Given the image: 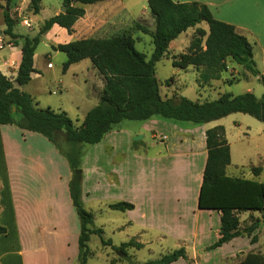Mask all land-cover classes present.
Masks as SVG:
<instances>
[{
    "label": "trees",
    "instance_id": "16d2710c",
    "mask_svg": "<svg viewBox=\"0 0 264 264\" xmlns=\"http://www.w3.org/2000/svg\"><path fill=\"white\" fill-rule=\"evenodd\" d=\"M2 17L3 34L14 45H20L21 59L13 79L0 71V125L14 124L20 129L36 132L59 149V138L69 144L65 155L70 167L68 181L72 206L79 221L77 264H86L89 255L87 242L92 233L99 235L103 246H110L119 260L135 264L128 254L129 248L140 249L143 244L130 238L114 245L104 239L102 228H95L92 211L84 208L82 201L81 145L100 143L104 136L116 129L122 120L145 122L151 119L187 121L202 125L231 113H244L264 122V94L256 97L247 91L237 95L223 92L213 100H190L186 97H162L155 76V63L168 51L169 43L188 28L195 27L187 52L172 61L174 67L184 69L194 66L202 83L216 80L227 69V61L242 66L252 75H258L253 49L248 39L238 33L235 26L215 18L209 7L198 1L176 2L173 0H147V8L154 20L149 30L139 26L140 31L151 37L153 51L147 59L137 50L130 35L116 34L107 37H87L64 44L51 45L55 51L65 54L62 70L83 59H89L103 76L104 85L98 103L87 111L81 124L76 126L65 111L50 107L41 108L22 87L31 80L33 55L41 36L57 24L72 33L75 21L84 15L82 5L105 0H61L65 11L44 19L34 36L15 31L16 19L9 12L16 0H4ZM74 1V3H72ZM33 14L40 11V0H30ZM206 23V32L197 25ZM197 26V27H196ZM228 84L232 81L228 80ZM206 160L199 186L197 207L220 213L219 236L205 248L213 250L241 234H250L259 224H264V181L226 173L230 164V149L224 127L217 125L205 131ZM252 175L258 176L261 167H250ZM112 210L128 211L134 208L129 201H117L108 205ZM257 213L251 226L241 230L238 213ZM6 228L0 225V235ZM184 247H178L159 258L137 264H169L180 258L186 259ZM232 264H264V254L247 252Z\"/></svg>",
    "mask_w": 264,
    "mask_h": 264
},
{
    "label": "rangeland",
    "instance_id": "374dc122",
    "mask_svg": "<svg viewBox=\"0 0 264 264\" xmlns=\"http://www.w3.org/2000/svg\"><path fill=\"white\" fill-rule=\"evenodd\" d=\"M16 1L14 6L9 7L11 16L16 19V24L21 23L27 29V32L32 35L37 34L38 31L32 30L33 25L30 20L32 11L29 8V3L25 5L22 0ZM146 1L114 0L111 5L113 9L127 8L126 21L128 23L119 29L111 28L107 31V28H104L106 30H103L101 35L102 37L116 34L130 35L135 40L136 49L143 52L148 59L153 51V44L151 38L139 29V26L154 28V20L147 9ZM5 3L4 0H0V28L5 26L2 17ZM63 7L61 0H40V12L32 17L37 20L49 18L53 13H59ZM212 10L214 14L236 23L238 25L237 32L244 35L251 43L258 75L254 76L242 66L235 65L234 62L228 60L227 69L222 73V78L225 79L226 83L220 82L214 88H211L208 85L211 80L208 83L200 82V69H196L194 66H188L184 69L174 67L172 61L177 59L180 54L187 52L190 47L195 37L194 29L180 37L182 46L179 43L176 45L177 50L171 48L155 65V76L162 97L183 96L190 100L205 101L216 99L219 93L222 92L237 95L249 91L256 97L264 94V0H225L219 7H213ZM25 20L29 21L28 24L24 23ZM18 25L17 30L20 27ZM34 25L36 28V22H34ZM201 25L207 26L204 22ZM138 37H144L147 41H141ZM47 42L41 36L35 49L37 54L36 66L38 69L40 66L44 68V70H39L43 73L42 78L32 86L36 89L33 93L36 105L41 108L50 107L56 111L65 109L73 123L79 126L82 118L77 113L79 110H84L87 105L85 102L87 100L84 98L87 90L84 80L90 79V73L86 70L89 59H84L73 65L72 70L63 76L65 71L62 70V64L66 60V56L60 51L53 50L51 44ZM47 55L50 56L48 59ZM48 60L53 65L51 69L46 67ZM74 79L76 81H73ZM77 79L79 80L77 81ZM228 80L232 83L227 84ZM59 81H63L64 86L73 84L77 92L73 93L72 90H69L68 94L61 95L58 91ZM77 86L81 88L80 91H78ZM71 96L78 107H75L69 101ZM154 120L160 121L158 124L164 125L166 128L171 127L169 124H175L176 136L164 131L143 129L140 127L142 124L140 121L122 120L114 130L127 132L129 134L128 145L132 151L134 153H144L146 160L133 162L131 154L129 155L131 158L126 153L122 155V158L121 155H118L117 158L123 161V166L118 167V180L113 181L112 184L101 181L95 183L94 186H91V196L84 199L83 202L84 208L92 211L95 228H102L104 239H109L112 244L119 245L133 237L135 241L143 244L140 249L134 247L128 249L130 259L135 264L159 258L161 255L178 248L181 239L191 238L194 227L200 233L203 230L205 231L203 242H208L212 236L206 232L216 222L213 214L208 215L207 212L196 210L197 194L194 189L199 163L195 162L189 172L187 165L179 163L178 158H175L173 161L178 160L179 162L172 161L173 163L165 172V170H162L163 165L158 160L159 155L168 154V146L182 151L188 148L189 139L194 138V134L197 132L195 130L209 126V124H202V126L187 121ZM220 120L228 127L233 120L242 123V127L235 128L240 131L239 136L236 138L229 136L232 163L227 167V174L248 176L249 171L245 167L242 168L240 164L249 157L251 162L262 167L263 170L257 179L264 181V132L257 131L256 127L258 125L264 126V123L240 112L231 113ZM245 126L247 127L245 128ZM140 130L142 132L138 133ZM121 136L125 140L127 134L122 132ZM134 136L139 138L133 140ZM104 145V143L101 145H81V169L82 173L84 171L87 181L92 176L90 174L92 168L90 169L88 164L91 149L93 150L95 146L100 149ZM94 157L99 158L100 155ZM36 159L38 161L39 158L36 157ZM82 160L85 161L83 166ZM120 160L118 161L120 162ZM114 176L116 177V175H113L112 178ZM35 191L26 188L29 195ZM117 201H129L136 206L133 210L124 212L112 210L108 207L110 203ZM238 217L240 229L245 230L252 225L258 214L245 211L238 213ZM128 221H131V223ZM73 225L70 226V231L66 232L64 236L49 237L50 257L59 260L54 264H77L74 254L77 252L78 238L77 234L72 233V228L75 227ZM142 229L146 232L139 234ZM6 233L0 239V253L11 249L10 246L16 239L14 232ZM201 238L199 236L198 244ZM144 240L151 242L147 244ZM57 243H60V248L56 247ZM181 246L185 245L181 244ZM87 247L89 255L86 264H128L125 260H119L110 246H103L99 235L96 233L90 234ZM187 251V254L191 256L190 259L186 258L188 264H194L195 261L197 264H205V258H207L204 252L205 249L194 250L189 247ZM217 252L216 254L213 253L215 255L209 256V258H212L211 264L236 263L247 252L264 254V224H259L250 234H241L230 245ZM174 264H183V262L178 261Z\"/></svg>",
    "mask_w": 264,
    "mask_h": 264
},
{
    "label": "crops",
    "instance_id": "0c3cea01",
    "mask_svg": "<svg viewBox=\"0 0 264 264\" xmlns=\"http://www.w3.org/2000/svg\"><path fill=\"white\" fill-rule=\"evenodd\" d=\"M113 1L114 0H105L88 5L76 4L83 7L84 15L82 17H79L75 21L74 25L72 26V33H68L65 28L57 24H53L50 29L42 35V37L48 41L47 43L51 45L52 43L53 45H57L64 44L80 38L102 37V31L106 30L104 28H107L108 31L111 28L119 29L121 28V26H125L128 23V21H126L128 16L127 8H120L119 10L113 9L111 6ZM173 1H198L204 3L209 7L210 11L212 12L215 18L234 25L237 31L238 25L236 23H234L230 19H224L218 14H214L212 10L213 7H219L225 0ZM22 3L27 5L29 3V0H22ZM37 14H30V20L32 21L33 25L32 30L35 32L38 31V27L41 25L43 20L47 19L42 18L41 20H37L32 17ZM53 15L56 14L53 13ZM34 22H36V28ZM17 25L15 27V31L17 33L29 34L30 36H34L27 32V29L21 23H19L18 26L20 27L19 30H17ZM197 26L201 27L206 32L208 31V26H203L201 25V23ZM147 28L149 30H152L149 27ZM4 29L5 26H2L0 28V71L7 77L13 79L16 75V71L21 59V50L19 44L14 45L12 42H10L9 38L5 34H3ZM194 29L195 27L188 28L186 31L182 32L176 39L172 40L168 45V51L171 48H175L177 50L176 45H178L179 43L182 46L180 42V37L188 33L190 30L192 31ZM138 39H140L141 41H147L144 37H138ZM184 45L186 44L184 43ZM36 57L37 54L35 51L33 55L34 72L31 73V80L29 81V83L22 87L24 91H26L33 97L34 102L35 97L33 93L36 89L32 88V86L36 83V81L42 78L43 73H41V71L39 70H44L42 66H40L39 69L36 66ZM49 57L50 56L47 55V59ZM79 62L69 65V67L64 72L63 76L66 75L68 71L72 70L73 65ZM48 63L51 64L49 67ZM46 67L50 69L53 67L52 63L49 60L46 62ZM86 70L90 73V79L84 80L87 89L84 98L87 100L85 101L87 105L84 110H79L77 113V115L80 116L82 120L87 111L98 103L100 93L104 85L103 76L99 74L98 71L93 67L90 60L89 64L86 65ZM78 80L79 79H77V81ZM73 81L76 80L74 79ZM220 82L224 84L226 83L225 79L222 78V74L219 79L211 80L210 84L208 85L211 86V88H214ZM59 86L60 87L58 88V91L59 93H61V95L63 94V96L65 93L68 94L69 90H72L73 93H75V91L77 92L73 84H68L64 86L63 81H59ZM47 88L49 89V86ZM80 90L81 88L78 87V91ZM69 101L73 103L75 107H78V104L74 102V98L72 96L70 97ZM62 111L68 113L65 109H62ZM220 119L205 123L209 124V126L195 130L197 132L194 134V138L192 137L189 139V146L185 150L182 151L180 149V151L168 146V154L164 156H158V160L163 165L162 170H165V172L169 169L171 163L173 162L180 161L179 163L187 165L189 172L192 170V166L195 162L199 163L197 168V181L195 180L196 186L194 189V192L197 194L196 210L200 212H207L208 215L213 214L216 219L214 226L209 228V230H207L206 232L210 233L212 236L208 242H203V235L205 234V231L203 230L200 233L197 231L196 227H194L190 239L184 238L179 241V247H181V244L185 245L182 247L185 248L186 256L188 257V259H190L189 257H191L187 254V250L189 249V247H192L194 250H203L211 243H213L219 236L218 232L220 213L212 209H199L197 207V198L199 186L202 179V171L207 155V150L205 147V131L208 128L217 125H222L224 127L225 137L227 139L230 149V164L232 163V149L229 136L235 138L238 137L240 131L235 128L242 127V123L238 120H233L232 124L228 127L225 124L221 123ZM159 122L160 121L151 119L143 122L140 127L148 131L154 129L164 131L176 136V128H174L176 127L175 124H169L171 127L166 128V126L164 125H159ZM246 127L247 126H245V128ZM256 127L257 131L264 132V126L258 125ZM122 132L127 134L125 140L121 136ZM141 132V130L138 131V133ZM128 135L129 134L124 130H112L104 136L100 143L95 144L101 145L104 143L105 145L103 148L98 149L95 146L93 150L91 149V156L88 155L90 156L88 164L90 169L92 168V170H90V174H92V176H90L87 181L86 175L83 171V179L81 185V198L83 202L84 199H87L91 196V186H94L95 183H99L101 181L112 184L113 181L118 180V167L123 166L122 159L120 160L117 158L118 155H121L122 158V155L125 153L128 157L131 154L132 158H129H131L133 162H136V160H146V156L143 155L144 153H134L132 151V149L128 145ZM58 141L60 146L59 149L56 148L54 144L49 142L45 137H43L39 133L20 129L14 124L0 125V224L7 229V233L14 232L16 235V239L10 246L11 249L2 251L0 253V264H54L57 263L59 260L58 258L53 259L50 257L49 237H57L60 235L64 236L66 232L70 231V226L74 223L73 226L75 227L72 228V233L74 232L75 234H77L76 236L78 238L79 221L76 212L72 206L68 189V181L70 179L71 172L65 155L68 153L67 148H69V144H67L62 137H60ZM98 154L100 155L99 158L94 157ZM35 156L39 158L38 161ZM175 158H178L179 161H173ZM118 160H120V162ZM84 163L85 161L82 160V166L84 165ZM240 166L242 168L245 167L249 171L248 176H243L245 178L257 179V177L263 170L260 165L251 162L249 157L244 159ZM258 166L261 167L259 175H252L250 167ZM113 175H116V177H113L115 179L112 178ZM26 188H29L32 191H36L33 194L29 195V193L26 192ZM135 206L136 205H134V208ZM128 222L131 223V221ZM144 232L146 231L142 229L140 230L139 234ZM2 235H0V239L2 238ZM199 236H201L202 238L200 243L198 244ZM235 238L213 250L204 251L207 255V258H205V264H211L212 258H209V256L215 255L216 253H218L217 251L221 249L223 250L224 247L230 245V243ZM144 241L147 244L151 242H148L147 240ZM60 243H57V248H60ZM77 252L74 254L75 258L77 256ZM178 261H182L183 264H188L187 259L182 258L169 264H174ZM194 264H197V262L195 261Z\"/></svg>",
    "mask_w": 264,
    "mask_h": 264
},
{
    "label": "water",
    "instance_id": "95a60500",
    "mask_svg": "<svg viewBox=\"0 0 264 264\" xmlns=\"http://www.w3.org/2000/svg\"><path fill=\"white\" fill-rule=\"evenodd\" d=\"M72 3H74V1H72ZM65 9H66V6H64L62 9H61V11L60 12H64L65 11ZM139 137L138 136H134L133 137V140H136V139H138Z\"/></svg>",
    "mask_w": 264,
    "mask_h": 264
},
{
    "label": "built area",
    "instance_id": "2783aa9c",
    "mask_svg": "<svg viewBox=\"0 0 264 264\" xmlns=\"http://www.w3.org/2000/svg\"><path fill=\"white\" fill-rule=\"evenodd\" d=\"M24 23L28 24L27 20H25V21H24ZM50 65H51V64H50V63H48V67H49Z\"/></svg>",
    "mask_w": 264,
    "mask_h": 264
}]
</instances>
